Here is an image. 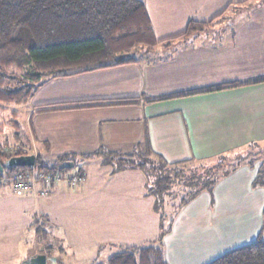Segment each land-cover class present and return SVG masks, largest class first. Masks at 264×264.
<instances>
[{
  "label": "crops",
  "instance_id": "obj_1",
  "mask_svg": "<svg viewBox=\"0 0 264 264\" xmlns=\"http://www.w3.org/2000/svg\"><path fill=\"white\" fill-rule=\"evenodd\" d=\"M137 1L157 42L191 21L211 24L190 40L134 50L132 64L46 81L17 109L25 129L7 126L0 135L45 164L75 157L64 176L99 150L134 158L150 150L169 163L264 150V0ZM83 170V184L62 181L45 197L42 184L35 194L0 187V264L40 250L56 264H100L158 237L141 172L112 174L100 159ZM255 177V166L242 165L187 205L165 238L166 263L209 264L259 234L264 244V187L252 186Z\"/></svg>",
  "mask_w": 264,
  "mask_h": 264
},
{
  "label": "trees",
  "instance_id": "obj_2",
  "mask_svg": "<svg viewBox=\"0 0 264 264\" xmlns=\"http://www.w3.org/2000/svg\"><path fill=\"white\" fill-rule=\"evenodd\" d=\"M210 24L191 21L180 36L157 42L144 7L137 0H0V115L9 113L7 126L18 129L19 112L13 106L25 105L46 81L132 64L136 58L129 55L131 51L148 52L157 45L169 46L178 38L190 40ZM236 86L239 85L225 88ZM14 134L20 136L19 131ZM7 142L8 139L0 142L1 164L10 157L28 154L23 148H15V141L13 146L5 145ZM9 149L14 153L10 154ZM256 155L263 161L252 186L264 187V152ZM229 158L224 155L210 162L169 163L150 150L137 157L136 162L106 150L77 158L76 176H84L83 164L94 159L110 167L112 174L141 172L145 196L153 198L152 209L159 221L155 240L142 246L121 247L102 264H167L165 238L172 232L176 215L199 194L210 192L220 179L246 163L237 158L232 164ZM73 159L66 156L54 164H45L36 157L34 169L63 173L68 169L66 163ZM254 163L252 159L246 165ZM24 170L32 169L16 168L9 174ZM209 264H264L261 234L255 242Z\"/></svg>",
  "mask_w": 264,
  "mask_h": 264
},
{
  "label": "built area",
  "instance_id": "obj_3",
  "mask_svg": "<svg viewBox=\"0 0 264 264\" xmlns=\"http://www.w3.org/2000/svg\"><path fill=\"white\" fill-rule=\"evenodd\" d=\"M8 152L10 154L14 153L12 149H9ZM1 174L0 187L8 186L15 194H35L37 186L42 184L44 187L37 192L40 197L47 196L49 191H51V186L54 184L66 181L70 187L75 188L83 184L85 180L84 176H64L60 172H36L34 169Z\"/></svg>",
  "mask_w": 264,
  "mask_h": 264
},
{
  "label": "rangeland",
  "instance_id": "obj_4",
  "mask_svg": "<svg viewBox=\"0 0 264 264\" xmlns=\"http://www.w3.org/2000/svg\"><path fill=\"white\" fill-rule=\"evenodd\" d=\"M129 55H132V56H135L136 55V53H135V51H131L130 53H129ZM13 108H16V109H20V108H23V107H15V106H13ZM10 112V111H9ZM10 121V114L9 113H7V114H1L0 115V123H2L1 124V131L3 132L4 131V128L5 127H7V125H9V122ZM17 121H18V124H19V126L20 127H22V130L23 129H25V121H24V119H22V117H19L18 119H17ZM0 131V132H1ZM25 132V130L23 131V133ZM6 139H8V144H5V145H10V146H13L14 144H12L13 142H14V139L11 137V136H9V138H7V136H3V135H0V142H3L4 140H6ZM32 149H28V151H31ZM259 151H261V152H264V150H262V149H259V148H255V147H250V148H248L245 152H243L242 154H240V155H237V156H235V154H233V155H231V157L229 158L230 159V163H232V164H234V162H235V159H237V158H241V159H243V160H245V162L247 163L248 161H251L252 159H254V161H255V163L252 165V166H250L251 168H253L254 166H255V172H256V175H257V171H258V169H259V167L261 166V164H262V158L260 159V157H258L256 154H257V152H259ZM156 155H158V154H156ZM140 157V155L138 156V158ZM264 157V156H263ZM128 159H130V160H133V161H137V157H128ZM216 162H218V161H216ZM246 163H244L243 162V165H246ZM35 167L33 166V167H31V169H34ZM38 169V168H37ZM36 169V170H37ZM76 169H77V167H76ZM202 169H204V168H202ZM202 169L200 170V171H202ZM74 170V169H73ZM73 170L72 169H66V172H73ZM192 170H195V168H193ZM10 171H16V168H13V169H9L8 170V168H6L3 172H2V174L1 175H3V174H9V172ZM84 177H85V175H84ZM256 178V177H255ZM85 181V180H84ZM182 211V210H181ZM173 214V213H172ZM171 215V214H170ZM177 217L175 218V220H174V222H173V225H172V229H173V227H174V224L176 223V221L178 220V218H179V216H180V213L178 214V215H176ZM33 244H34V246H35V248H33L32 249V251H37L38 249H37V245H36V243H34V241H33ZM31 242H29L28 243V245H27V248H31L32 247V245H33ZM22 250L24 249V245H22ZM40 251H43L46 255H48V254H50V251H48V250H40ZM52 253V252H51ZM99 262H101L100 264H102V261L100 260ZM105 262H106V260H105ZM104 261H103V263H105ZM14 264V263H13Z\"/></svg>",
  "mask_w": 264,
  "mask_h": 264
},
{
  "label": "water",
  "instance_id": "obj_5",
  "mask_svg": "<svg viewBox=\"0 0 264 264\" xmlns=\"http://www.w3.org/2000/svg\"><path fill=\"white\" fill-rule=\"evenodd\" d=\"M34 155H21L13 156L7 159L4 163H0V173L6 168H24L33 167L35 164ZM66 168L70 167V164L66 163ZM21 264H56L54 257H47L45 254H36L24 260Z\"/></svg>",
  "mask_w": 264,
  "mask_h": 264
}]
</instances>
